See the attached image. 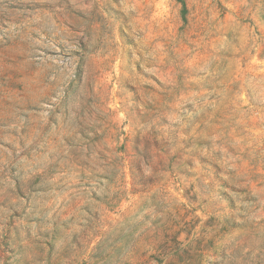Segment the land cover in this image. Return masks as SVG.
Segmentation results:
<instances>
[{"label":"rangeland","instance_id":"rangeland-1","mask_svg":"<svg viewBox=\"0 0 264 264\" xmlns=\"http://www.w3.org/2000/svg\"><path fill=\"white\" fill-rule=\"evenodd\" d=\"M0 264H264V0H0Z\"/></svg>","mask_w":264,"mask_h":264}]
</instances>
